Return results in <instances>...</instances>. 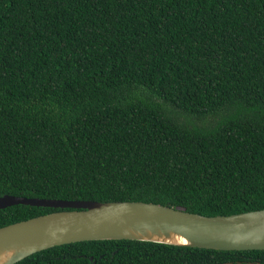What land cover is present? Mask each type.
Here are the masks:
<instances>
[{
	"label": "trees",
	"instance_id": "16d2710c",
	"mask_svg": "<svg viewBox=\"0 0 264 264\" xmlns=\"http://www.w3.org/2000/svg\"><path fill=\"white\" fill-rule=\"evenodd\" d=\"M2 194L264 208V0H0ZM224 263L264 249L99 239L13 264Z\"/></svg>",
	"mask_w": 264,
	"mask_h": 264
},
{
	"label": "water",
	"instance_id": "95a60500",
	"mask_svg": "<svg viewBox=\"0 0 264 264\" xmlns=\"http://www.w3.org/2000/svg\"><path fill=\"white\" fill-rule=\"evenodd\" d=\"M14 204L59 209L0 226V264H13L55 245L99 239L143 240L218 250L264 249V208L203 215L144 201L0 195V209Z\"/></svg>",
	"mask_w": 264,
	"mask_h": 264
},
{
	"label": "bare ground",
	"instance_id": "6f19581e",
	"mask_svg": "<svg viewBox=\"0 0 264 264\" xmlns=\"http://www.w3.org/2000/svg\"><path fill=\"white\" fill-rule=\"evenodd\" d=\"M178 240H180V239H178ZM2 259H3V256L0 255V263L2 262Z\"/></svg>",
	"mask_w": 264,
	"mask_h": 264
}]
</instances>
